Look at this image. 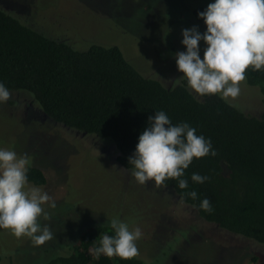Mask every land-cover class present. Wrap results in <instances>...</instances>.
I'll list each match as a JSON object with an SVG mask.
<instances>
[{
  "label": "rangeland",
  "instance_id": "374dc122",
  "mask_svg": "<svg viewBox=\"0 0 264 264\" xmlns=\"http://www.w3.org/2000/svg\"><path fill=\"white\" fill-rule=\"evenodd\" d=\"M210 3L214 0H0V8L80 48L118 46L144 76L171 85L183 75L175 60V53L186 50L182 30L196 26L205 32L191 6L206 9ZM198 46L202 59L207 45L201 40ZM239 87L236 98L222 97L247 114H260L259 89L246 79ZM7 102L0 103V149L27 154L46 178L44 185L28 187L47 192L56 207L43 205L50 219L39 221L54 237L43 245L0 228V264H37L65 255L85 227L114 217L130 230L141 229L137 257L147 264H264L263 246L205 222L172 190L153 181L139 184L109 142L59 125L35 105L27 109L26 94L11 92Z\"/></svg>",
  "mask_w": 264,
  "mask_h": 264
},
{
  "label": "trees",
  "instance_id": "16d2710c",
  "mask_svg": "<svg viewBox=\"0 0 264 264\" xmlns=\"http://www.w3.org/2000/svg\"><path fill=\"white\" fill-rule=\"evenodd\" d=\"M191 7L195 20L204 22L198 13L205 9ZM88 45L80 48L48 35L0 8V83L10 92L26 94L53 122L112 144L118 163L128 170H133L128 158L149 116L164 111L173 125L189 124L211 141L217 154L193 158L183 177L186 189L176 179L161 187L172 190L205 222L264 247V68L245 72L248 85L263 97V110L252 115L219 93L199 96L186 79L165 85L144 76L118 46ZM193 173L209 179L195 183ZM27 178L35 186L46 182L43 172L31 165ZM191 191L197 199L187 195ZM205 198L211 213L199 207ZM104 235H114L109 222L89 225L68 245V253L37 264H147L137 256L123 260L94 255Z\"/></svg>",
  "mask_w": 264,
  "mask_h": 264
},
{
  "label": "clouds",
  "instance_id": "9594fccd",
  "mask_svg": "<svg viewBox=\"0 0 264 264\" xmlns=\"http://www.w3.org/2000/svg\"><path fill=\"white\" fill-rule=\"evenodd\" d=\"M198 18L203 19L206 31L200 33L196 26L183 29L181 43L186 50L175 53L177 70L183 74L180 78L186 79L199 96L219 93L225 98H236L246 70L264 68V0H214L198 13ZM201 40L207 45L202 59L198 46ZM10 98L8 88L0 83V103ZM209 154H217L209 139L197 135L187 123L173 125L164 111H157L148 117L128 164L133 166L131 175L141 185L153 181L156 186H164L167 179H176L179 188L186 189L185 170L193 158ZM29 165L27 154L0 149V228L43 245L54 238L50 228L39 221L41 216L50 219L43 205L55 208L56 204L41 188L28 187ZM208 179L196 173L191 176L195 183ZM187 195L193 200L198 198L195 191ZM199 207L208 213L213 211L207 198ZM110 227L114 235H104L93 249L94 255L123 260L138 256L136 242L143 235L141 229L130 230L127 223L115 217Z\"/></svg>",
  "mask_w": 264,
  "mask_h": 264
},
{
  "label": "flooded vegetation",
  "instance_id": "af4514ba",
  "mask_svg": "<svg viewBox=\"0 0 264 264\" xmlns=\"http://www.w3.org/2000/svg\"><path fill=\"white\" fill-rule=\"evenodd\" d=\"M10 92V91H9ZM11 93V92H10ZM12 93H14V92H12ZM17 94H20V95H24L23 93H17ZM19 99L21 100V98H19V97H15V101L16 102H18L19 103ZM23 99V98H22ZM14 100V99H13ZM7 103H9V102H7ZM28 107H27V109H29V108H33V104L32 103H28V105H27ZM179 198V197H178Z\"/></svg>",
  "mask_w": 264,
  "mask_h": 264
}]
</instances>
